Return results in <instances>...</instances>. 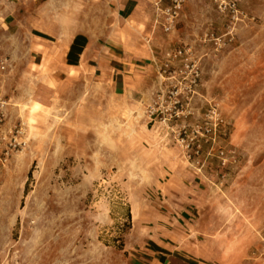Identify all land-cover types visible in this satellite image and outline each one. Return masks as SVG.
<instances>
[{"label": "rangeland", "instance_id": "rangeland-1", "mask_svg": "<svg viewBox=\"0 0 264 264\" xmlns=\"http://www.w3.org/2000/svg\"><path fill=\"white\" fill-rule=\"evenodd\" d=\"M155 20L135 101L0 42V264H264V0Z\"/></svg>", "mask_w": 264, "mask_h": 264}, {"label": "crops", "instance_id": "crops-1", "mask_svg": "<svg viewBox=\"0 0 264 264\" xmlns=\"http://www.w3.org/2000/svg\"><path fill=\"white\" fill-rule=\"evenodd\" d=\"M168 2L0 0V42L28 31L40 62L60 59L67 70L88 71L135 101L140 95L132 86L139 42L133 31L154 17L161 24L160 9Z\"/></svg>", "mask_w": 264, "mask_h": 264}, {"label": "built area", "instance_id": "built-area-1", "mask_svg": "<svg viewBox=\"0 0 264 264\" xmlns=\"http://www.w3.org/2000/svg\"><path fill=\"white\" fill-rule=\"evenodd\" d=\"M182 1L183 0H169L168 4L160 9V17L162 18L161 26L164 31L170 30L176 18L179 15L181 6H182ZM220 3L224 2V0H219ZM231 6L233 7V10H235V3L231 2ZM180 53V51H179ZM7 69V59L4 57H0V79L3 76ZM1 108V105H0ZM0 115H1V109H0ZM1 120V118H0ZM20 144V143H17Z\"/></svg>", "mask_w": 264, "mask_h": 264}, {"label": "trees", "instance_id": "trees-1", "mask_svg": "<svg viewBox=\"0 0 264 264\" xmlns=\"http://www.w3.org/2000/svg\"><path fill=\"white\" fill-rule=\"evenodd\" d=\"M29 176H30V172H29ZM127 217L129 218L130 216H129V212H128V214H127Z\"/></svg>", "mask_w": 264, "mask_h": 264}]
</instances>
